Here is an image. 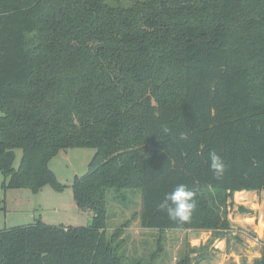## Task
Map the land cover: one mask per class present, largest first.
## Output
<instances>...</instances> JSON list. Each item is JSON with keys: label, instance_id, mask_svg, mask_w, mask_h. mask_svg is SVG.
<instances>
[{"label": "trees", "instance_id": "16d2710c", "mask_svg": "<svg viewBox=\"0 0 264 264\" xmlns=\"http://www.w3.org/2000/svg\"><path fill=\"white\" fill-rule=\"evenodd\" d=\"M74 147L95 149L71 185L92 221L0 229V264H125L110 189L142 190L145 228L225 238L235 192L264 191V0H0L3 188L63 189L50 163ZM179 184L196 193L187 222L159 208Z\"/></svg>", "mask_w": 264, "mask_h": 264}, {"label": "rangeland", "instance_id": "374dc122", "mask_svg": "<svg viewBox=\"0 0 264 264\" xmlns=\"http://www.w3.org/2000/svg\"><path fill=\"white\" fill-rule=\"evenodd\" d=\"M95 154L93 148H69L61 151L50 163L63 189L45 184L38 193L29 189L3 188L5 176L0 170V196L5 199V209H0V229L28 225L41 219L51 225L86 226L93 211L80 210L73 196L75 176L88 172ZM21 150H17L15 167H18ZM241 193V195H239ZM114 189L107 192V232L112 235L123 227L125 264L136 261L152 264H179L189 255L193 264L253 263L264 250V191H238L229 211L232 228L225 238L215 237L211 231L169 229L160 231L145 228L140 223L142 190ZM242 207L243 209H240ZM213 238V242L208 244Z\"/></svg>", "mask_w": 264, "mask_h": 264}, {"label": "clouds", "instance_id": "9594fccd", "mask_svg": "<svg viewBox=\"0 0 264 264\" xmlns=\"http://www.w3.org/2000/svg\"><path fill=\"white\" fill-rule=\"evenodd\" d=\"M163 131L168 133L170 130L164 127ZM180 138L187 140L186 133H181ZM210 168L217 177H221L227 170V164L224 159L216 152L209 153ZM159 208L167 212L170 219L179 222H187L191 219L197 208L196 193L189 190L187 185L179 184L165 199L160 203Z\"/></svg>", "mask_w": 264, "mask_h": 264}, {"label": "water", "instance_id": "95a60500", "mask_svg": "<svg viewBox=\"0 0 264 264\" xmlns=\"http://www.w3.org/2000/svg\"><path fill=\"white\" fill-rule=\"evenodd\" d=\"M92 207H93V205L90 206V208H92Z\"/></svg>", "mask_w": 264, "mask_h": 264}, {"label": "crops", "instance_id": "0c3cea01", "mask_svg": "<svg viewBox=\"0 0 264 264\" xmlns=\"http://www.w3.org/2000/svg\"><path fill=\"white\" fill-rule=\"evenodd\" d=\"M243 191H246V190H243Z\"/></svg>", "mask_w": 264, "mask_h": 264}]
</instances>
